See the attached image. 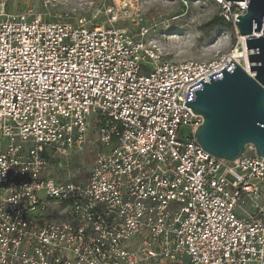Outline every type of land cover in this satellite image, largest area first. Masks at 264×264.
<instances>
[{
  "label": "built area",
  "instance_id": "built-area-1",
  "mask_svg": "<svg viewBox=\"0 0 264 264\" xmlns=\"http://www.w3.org/2000/svg\"><path fill=\"white\" fill-rule=\"evenodd\" d=\"M0 0V264H264V157L194 134L189 87L231 61H169L150 28ZM227 21L247 1L208 0ZM58 0H42L48 8ZM236 32L240 33L236 27ZM247 68L246 64L236 62ZM101 150L85 181L57 158Z\"/></svg>",
  "mask_w": 264,
  "mask_h": 264
},
{
  "label": "rangeland",
  "instance_id": "rangeland-1",
  "mask_svg": "<svg viewBox=\"0 0 264 264\" xmlns=\"http://www.w3.org/2000/svg\"><path fill=\"white\" fill-rule=\"evenodd\" d=\"M27 7L43 13L46 19L68 13L72 21L87 16L91 22L106 26L110 24L108 19L118 12L115 26L135 32L142 26L149 27V38L169 61L210 62L242 48L234 21H222L218 6L208 0H58L48 8H44L42 0H16L9 2L7 10L22 11ZM100 150L91 127L83 150L53 163V177L85 181Z\"/></svg>",
  "mask_w": 264,
  "mask_h": 264
},
{
  "label": "water",
  "instance_id": "water-1",
  "mask_svg": "<svg viewBox=\"0 0 264 264\" xmlns=\"http://www.w3.org/2000/svg\"><path fill=\"white\" fill-rule=\"evenodd\" d=\"M247 1L235 25L245 38L247 68L231 60L222 70L191 85L185 105L203 117L195 131L198 143L229 161L248 145L264 157V0Z\"/></svg>",
  "mask_w": 264,
  "mask_h": 264
},
{
  "label": "bare ground",
  "instance_id": "bare-ground-1",
  "mask_svg": "<svg viewBox=\"0 0 264 264\" xmlns=\"http://www.w3.org/2000/svg\"><path fill=\"white\" fill-rule=\"evenodd\" d=\"M179 38V37H178ZM245 38L244 36L240 35V40H241V44H242V48L239 49H235L234 50V58L236 62H240L243 64L247 65L248 62V58H247V50H246V46H245ZM224 43H227V41H225Z\"/></svg>",
  "mask_w": 264,
  "mask_h": 264
},
{
  "label": "trees",
  "instance_id": "trees-1",
  "mask_svg": "<svg viewBox=\"0 0 264 264\" xmlns=\"http://www.w3.org/2000/svg\"><path fill=\"white\" fill-rule=\"evenodd\" d=\"M220 19H221L222 21H225V22L227 21L225 18H220ZM228 22H229V21H228ZM211 25H212V23H211Z\"/></svg>",
  "mask_w": 264,
  "mask_h": 264
}]
</instances>
